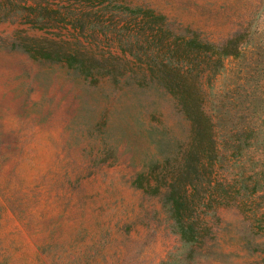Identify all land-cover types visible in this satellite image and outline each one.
Here are the masks:
<instances>
[{
  "label": "rangeland",
  "instance_id": "1",
  "mask_svg": "<svg viewBox=\"0 0 264 264\" xmlns=\"http://www.w3.org/2000/svg\"><path fill=\"white\" fill-rule=\"evenodd\" d=\"M175 42L234 187L196 242L132 182L189 140L139 60ZM0 264H264V0H0Z\"/></svg>",
  "mask_w": 264,
  "mask_h": 264
},
{
  "label": "trees",
  "instance_id": "2",
  "mask_svg": "<svg viewBox=\"0 0 264 264\" xmlns=\"http://www.w3.org/2000/svg\"><path fill=\"white\" fill-rule=\"evenodd\" d=\"M133 12H139V9H134ZM144 40L147 39L143 37ZM233 41L234 39H229L227 47ZM193 42L194 40L190 41L191 44ZM173 46L174 51L165 54L146 51L147 54L139 60L146 65L151 80L174 98L178 110L189 123V140L185 148H180L178 152L165 154L161 160L150 159L144 164V169L137 172L132 182L149 194L159 195L173 215L181 238L196 242L201 237L197 229H210L209 220L201 217L199 212L202 210L203 213L204 210L207 213L210 207L228 204L234 198V187L216 176L220 151L214 123L203 109L199 83L201 75L192 67L195 63L192 51H179L180 44L177 42ZM227 47L222 49L221 54H231ZM32 50L33 54L47 59L52 58L55 53L39 42ZM57 56L69 66L82 64V60L69 51H60ZM168 149L169 147L163 150ZM201 169L204 171L203 177ZM201 185L205 189L199 202L195 203L197 195L194 193Z\"/></svg>",
  "mask_w": 264,
  "mask_h": 264
}]
</instances>
